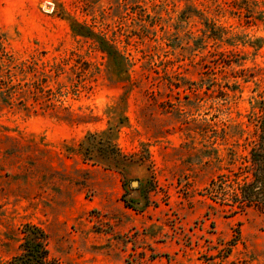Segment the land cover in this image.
I'll return each instance as SVG.
<instances>
[{
    "label": "rangeland",
    "instance_id": "rangeland-1",
    "mask_svg": "<svg viewBox=\"0 0 264 264\" xmlns=\"http://www.w3.org/2000/svg\"><path fill=\"white\" fill-rule=\"evenodd\" d=\"M261 117L264 0H0V264H264L208 191Z\"/></svg>",
    "mask_w": 264,
    "mask_h": 264
},
{
    "label": "trees",
    "instance_id": "trees-1",
    "mask_svg": "<svg viewBox=\"0 0 264 264\" xmlns=\"http://www.w3.org/2000/svg\"><path fill=\"white\" fill-rule=\"evenodd\" d=\"M80 27L74 25V29ZM117 66L122 68L124 58L107 44L101 48ZM256 139L248 153L247 166L232 175H220L212 180L208 191L222 203H229L232 213H242L249 208L264 215V117L259 118ZM243 176L241 182L238 176ZM235 209V211H233ZM21 252L11 258L10 264H53L48 260L45 234L35 226H25Z\"/></svg>",
    "mask_w": 264,
    "mask_h": 264
},
{
    "label": "water",
    "instance_id": "water-1",
    "mask_svg": "<svg viewBox=\"0 0 264 264\" xmlns=\"http://www.w3.org/2000/svg\"><path fill=\"white\" fill-rule=\"evenodd\" d=\"M134 184H136V183H134Z\"/></svg>",
    "mask_w": 264,
    "mask_h": 264
}]
</instances>
